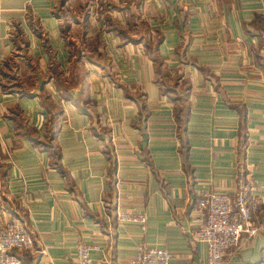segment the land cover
Listing matches in <instances>:
<instances>
[{"label": "crops", "instance_id": "1", "mask_svg": "<svg viewBox=\"0 0 264 264\" xmlns=\"http://www.w3.org/2000/svg\"><path fill=\"white\" fill-rule=\"evenodd\" d=\"M244 159L261 230L224 264H264V0H0V225L21 264H130L141 245L206 264L199 192ZM143 213L118 222L116 209Z\"/></svg>", "mask_w": 264, "mask_h": 264}, {"label": "built area", "instance_id": "2", "mask_svg": "<svg viewBox=\"0 0 264 264\" xmlns=\"http://www.w3.org/2000/svg\"><path fill=\"white\" fill-rule=\"evenodd\" d=\"M258 197L254 182L244 159L237 162L235 182L231 192H199L196 199L197 229L192 236L206 246V264H224L229 252L240 248L261 230L255 211ZM118 222H137L143 225L146 217L117 208ZM34 246V236L17 217L11 216L0 225V264H21L14 250H29ZM97 245L79 242L76 246V264H92L90 252ZM172 254L166 248L141 245L130 264H170Z\"/></svg>", "mask_w": 264, "mask_h": 264}]
</instances>
